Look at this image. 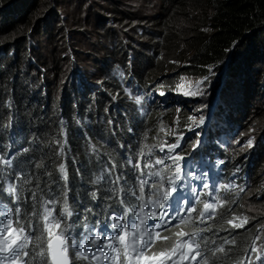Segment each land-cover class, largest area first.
<instances>
[{
  "label": "trees",
  "instance_id": "trees-1",
  "mask_svg": "<svg viewBox=\"0 0 264 264\" xmlns=\"http://www.w3.org/2000/svg\"><path fill=\"white\" fill-rule=\"evenodd\" d=\"M109 1L97 4L93 0L86 9L90 17L95 16L90 26L96 27L95 32L106 30L113 43L99 46L105 51V56L101 60L94 58L96 71L90 75L82 72L79 61L83 53L73 43L78 39L77 33L81 34L76 29L83 22L76 18L71 23L61 10L62 0H0V152L6 150L10 137L16 135L14 146H23L18 149L20 173L31 181L24 185V197H29L31 191L39 194L41 189L45 197H62L63 181L60 180L58 166L64 163L70 189L69 204L74 212L80 210L81 203L94 208L95 202H90L87 196L94 188L101 189L100 197L111 192V189L108 191L90 183L106 164L116 165V173L125 175L126 183L122 180L120 185H134L125 156L138 154L139 146H153L161 129L163 126L168 128L175 113L174 106L163 108L157 103L154 116L138 120L134 106L125 98V93L111 74L113 64L125 62L130 51L135 54V59L134 67L129 70L148 92L158 89L168 94L177 87V77L171 79V75H159L180 50L188 54L185 61H190L182 76L186 77L188 72L190 79L211 76L210 67L216 73L205 96L180 100L182 123L187 121L195 106L210 107L215 96L221 102L216 108L221 125L231 119L235 110L241 114L244 111L243 118L248 117V123L257 110L259 113L264 111V94L256 105L250 101L258 100L247 92L250 86L264 92V0H163L153 28L144 26L147 18H137L128 10L111 12L105 9ZM82 7L80 5L79 9ZM193 11L198 13V18L195 24L190 25V19L196 17ZM112 14L124 18V22L122 20L118 24L119 31L115 27H106ZM138 28L142 29L141 33ZM82 35L90 37L94 32L83 31ZM43 37L56 46L51 62L39 51ZM60 42H63L61 46ZM132 42L139 45L140 50H135ZM160 42H164L162 47ZM234 42H239L238 47H234ZM159 50H168L170 57L160 60ZM88 77L93 79L91 84L86 83ZM112 96H117L115 102H110ZM105 108H109L108 113H105ZM109 118L113 119V124L107 123ZM253 121H256L253 126L256 133L264 130V113L256 114ZM263 138L264 135L257 139ZM61 144L65 154L57 156ZM89 144H94L98 152H91ZM24 148L29 151L24 153ZM251 152L250 149L235 147L228 164L245 168L251 161ZM259 156L262 159L256 162L253 188L247 190L238 202L235 194L229 191L227 201L232 204L230 208L222 210L213 222L203 227L209 264H234L258 225L264 223V212L246 217L248 223L242 229H233L227 223L232 216L240 218L246 215L253 202H262L259 209L264 211L263 150ZM123 168H126L125 172ZM97 201L100 207L95 209L101 213L107 204L113 202L106 199ZM219 248L224 251H217Z\"/></svg>",
  "mask_w": 264,
  "mask_h": 264
},
{
  "label": "snow or ice",
  "instance_id": "snow-or-ice-1",
  "mask_svg": "<svg viewBox=\"0 0 264 264\" xmlns=\"http://www.w3.org/2000/svg\"><path fill=\"white\" fill-rule=\"evenodd\" d=\"M238 45L239 42H234V47ZM209 72L211 76L196 81V90L178 94L185 97L205 96L211 86L212 77L216 75L211 67ZM117 75L123 78L124 71H119ZM124 92L137 106L145 102L144 96L133 95L128 88H125ZM159 96L165 97L166 92H159ZM116 100L117 96H112L110 102ZM206 107L207 105L204 106ZM194 111L199 115L190 116L191 123L187 126V130L195 132L197 137L192 145V152H183L181 141L185 137L180 133L175 143L158 146L164 157L157 158L154 162L146 160V157L153 155L152 149L144 151L146 146H139L135 162L132 155L125 156L129 174L133 175L138 188V192L131 190L128 193L137 201L135 205L129 206L128 195H120L125 191L120 188V182L123 180L126 183V180L123 173H116V165L104 168L100 175L91 179L92 185H101L102 181L110 186L115 185L104 197L98 196L101 191L99 187L87 193L90 202H96L98 199L113 201L107 204L103 213L83 203L79 205L78 212L73 211L69 204L70 189L64 163L58 166L60 180L63 181L62 197L45 198L42 189L39 194L37 191H31L29 197H24V185L30 184L31 181L24 178L22 173L14 171L10 155L8 158L0 156V264H76L81 261L85 264H184L185 261L188 264H208L207 260H198L202 257L201 245H206L207 241L200 236L198 242L199 232L195 230L191 235L183 231L176 232L178 239L171 247L158 252L152 251L157 240L169 239L168 236H162L161 231L171 225L173 220H178L180 224L186 223L195 211L193 204L199 200V193L191 188V180L200 181L204 189L209 188V184L205 182L207 173L199 171V168L204 166V161L202 158L198 159L194 153H197L203 143L202 136L210 123L211 114L202 109ZM108 112L109 108H105V113ZM113 122L112 118L107 120L108 124ZM128 131L131 132L132 129L129 128ZM252 144L253 141L249 139L247 146L251 147ZM128 147L132 148L131 145ZM89 149L93 153L98 152L94 144H89ZM22 151L27 153L29 149L24 148ZM64 154L65 148L61 144L57 156ZM141 160H145L143 167ZM15 167L19 165L16 164ZM10 177H14L16 182H9ZM36 187L39 188V185ZM211 190L215 191V186H212ZM185 191L193 194V201L182 195ZM113 196L116 197L115 200ZM5 199L10 200L11 207L4 202ZM96 207L99 208L100 205L96 204ZM203 207L201 216L207 214L210 209L211 215H215L212 203H206ZM181 213H186V216H181ZM101 216L105 218L102 219ZM236 219L233 216V219L227 222L233 229L243 228L248 223L246 217L243 223H235ZM149 221L152 223L149 224ZM77 228H80L79 238ZM183 237L188 239H180ZM217 251L223 252L224 249L219 248ZM251 251L257 253L256 262L249 259L248 264H257L262 260L261 250L252 248Z\"/></svg>",
  "mask_w": 264,
  "mask_h": 264
},
{
  "label": "clouds",
  "instance_id": "clouds-1",
  "mask_svg": "<svg viewBox=\"0 0 264 264\" xmlns=\"http://www.w3.org/2000/svg\"><path fill=\"white\" fill-rule=\"evenodd\" d=\"M103 1L104 0H101V1L96 0L95 3L100 4ZM138 1H140V0H138ZM138 1H135V0H110L109 3L104 8L110 10L111 12H115L117 10H128L131 13L133 12L136 15L135 17H137V18H144L145 17L148 19L147 21L143 22L145 27L153 28L154 22L160 13L158 15H154V17L145 15V14H150V12L144 13L141 16H137L138 11L139 10L142 11V9H143V6H142L143 2L140 3L137 8H135V6L133 5L134 2H138ZM153 6H154V2L153 3L149 2L147 5V10H150ZM121 21L124 22V18L121 17V15H117V14L109 15L108 24L106 27L109 29L115 27V30L119 31L118 30V24H121ZM139 29L140 28H138L137 31H139L141 33L142 29L141 30H139ZM124 38H125V36H124ZM125 40L127 42L130 41L129 39H125ZM142 42H144V40ZM160 43H161V47H162L164 42H160ZM133 46H134L135 50L137 48H139V50H140L139 45H137L136 43L135 44L133 43ZM156 50H158V49L156 48ZM94 51L97 52V49ZM162 51L159 50V56L162 55ZM140 52H143V50H141ZM91 54L96 56L94 58H97L96 54H93V53H91ZM134 59H135V54L132 51H130V53L128 55V59L125 62L116 61L113 64L111 74H112L114 80L119 84V87L123 93H124L125 88L131 89L133 92H135V94L137 93V91H140L139 94H142V96H144V97L147 96L148 98H150L149 100L152 101V105L149 106V108L147 109L146 115H144L142 118H140L138 120L141 121V120H145L149 116H154V112L157 111L154 109V106L157 103H160L163 108H169L170 106L176 107L177 104H176V100H175L174 93H173L174 91L177 92L175 88L173 90H171V92L166 94L165 97L159 96V92H161V90L153 89V90L148 92L145 90V88H142L141 82L137 81V79L135 78V75L133 73H131V71L129 70V68L134 67L133 66ZM97 60H100V59H97ZM129 62H130V66H129ZM121 70L124 71L123 78H121L117 75V73ZM95 71H93V72L95 73ZM87 73L90 75L94 74V73H90V72H86V74ZM89 77H91V76H89ZM89 77L86 78L87 84H91V81L93 80L91 78H95V77H91V78H89ZM196 77H197L196 79L198 80L199 79L198 77H201V76H196ZM125 98L134 106L135 113L137 115V111H136L137 109H136L135 104L132 103L133 101L130 100L127 95H125ZM170 100H172V101H170ZM219 103H221L219 97L215 96L212 103H210V107L204 108V106H202V107L201 106H195L193 109V110L202 109V111L204 110L205 113L208 112L211 114L210 123L204 129V135L202 136L203 143H202L201 148H200L201 150L198 149L197 153H194V155H197L200 152H203L204 157L205 156L210 157L208 154H209V152H211V154H215L217 157H219L218 159H216L217 161L212 159L211 157H210V159H212V161L214 162V164H213L214 168L216 166L217 167L220 166L222 168L221 169V171H222L221 176L222 177L228 178V177H232V176L233 177L234 176H240V180H238L236 182L235 188H232L233 193L235 194V196L237 198V202H238L240 199H242L244 193L247 190L252 189L254 186V179L255 178L253 177V173L255 174L256 162H258V161H256L257 159L255 158V156L256 155L259 156V153L262 150V149H260V141L264 142V138L258 142V140H257L258 137H254V135L252 134L253 137L249 136L248 138H243L241 143H240L239 135L242 131V124H243L242 122L243 121L239 117L242 116V114H240V112L238 110H235L233 112V116L231 117V119L226 120L225 123H223L221 125V123L218 121L219 111L216 110ZM181 109H182V107H180V109H179L180 111L176 113V115H177L176 117H174V115L172 116V119H171V122H170V125L168 126V128L163 126V130L170 129V128H172V122H173L174 131H172L171 134L167 135V137L169 138V140L172 141V143L176 142V137H177V136H173V135L176 133H180V132H182V133H184L190 137L193 136V138L195 137L194 139H197V137L195 136V132L192 131L190 134H188L186 131H181L182 128L185 127V125L191 123L189 118L187 119V121L185 123H182V119H181L182 118V110ZM214 111H216V113ZM174 112H175V108H174ZM193 115L198 116L199 114L197 112L193 111L188 117L193 116ZM209 128H210V131H208ZM163 130H162V132H163ZM196 131H200V129L196 130ZM162 132H160L159 136L161 135ZM159 136H158L155 144H160L161 142H163V144L168 143V141L161 139ZM23 138L24 137L22 136V139ZM186 139H188V137H186ZM249 139H251L253 141V144L251 147L247 146V141ZM16 140H17L16 135H13L12 137H10L8 147L6 148V150L4 152H0V156H4L6 158L11 153H13L15 155V151H16L17 163H19L20 160L18 159V149L23 148V146H20V147L19 146L16 147V145L14 146V143H16ZM194 141H196V140H194ZM194 143L195 142H193V144ZM207 143H209V144L207 145ZM193 144H191V145H188V143L183 144V145H185L183 148L184 149L183 152L184 153L192 152V145ZM235 147L246 148V149H250L252 151L250 154L251 161H250V163H248L245 166V168H240L237 164L236 165L232 164V163L228 164V162L230 161V159H229L230 156L231 155L233 156V154L235 152ZM258 149H260V150H258ZM138 153H139V151H138ZM136 156H138V154H136ZM259 157L262 159L261 156H259ZM245 178L248 182V185L246 188H243L242 185H243V180ZM99 186L103 187L102 185H99ZM262 187L264 188V181L262 183ZM241 189H243V191H241ZM23 196H24V194H23ZM53 196H57V195H53ZM45 198H48V197H45ZM231 205L232 204L228 203L227 198H226V204L223 206V208L220 210V212L222 210H224L225 208H227V209L230 208ZM251 205L248 206L249 212L246 215L241 216L240 218L235 216L237 218L234 221L235 223H243L244 217L250 218V215L253 216L256 214V212L259 211L256 208L255 204L253 206H251ZM251 208H254V210H251ZM220 212H219V214H220ZM232 219H233V216L229 218V220H232ZM261 222L263 223V221H261ZM244 227H245V225H244ZM240 229H242V228H240ZM257 237H259V239H257ZM207 244H206V246H207ZM252 248H257V249L261 250L260 254L262 256V260L260 262H257V264H264V223L258 225L256 232L249 239L247 247L245 248L244 252H242V254L236 259L234 264H248L249 259L256 262L257 253H253L251 251ZM207 254H208V252H207ZM208 259L209 258L207 255V258L205 260H207V262H208ZM208 264H209V262H208Z\"/></svg>",
  "mask_w": 264,
  "mask_h": 264
},
{
  "label": "rangeland",
  "instance_id": "rangeland-1",
  "mask_svg": "<svg viewBox=\"0 0 264 264\" xmlns=\"http://www.w3.org/2000/svg\"><path fill=\"white\" fill-rule=\"evenodd\" d=\"M31 1H35V0H31ZM92 1L93 0H62V9H61L63 13L68 15L71 23H73L76 18L83 22V24H79V27H77V29H76V30H79L81 32V34L77 33L76 36L78 37V39L74 40L73 43H75V46L77 47V49L79 51H81V53H83V55L81 57V61H79L82 72H90V73H94L93 71L96 70L94 68V63H95L94 57H96V56L92 55L91 53L96 54L97 59L101 60L105 56V51L103 49H99V46L101 44H105V45L106 44L107 45L113 44L112 41L109 39V36H108L106 30L100 29V31L95 32L94 28H96V27L94 25L90 26V23L92 24L94 22L95 16L92 15L90 17L89 16L90 14L86 9ZM99 1H101V0H99ZM135 1H138V0H135ZM149 2H152V3L154 2V6L150 10H147V5ZM162 2H163V0H140L138 2H134L133 5L135 6V8H137L138 5L140 3H142L143 9H142V11L141 10L138 11L137 16H141L144 13L150 12V14H145V15L154 17V15H158L160 13ZM80 5H82L83 7L79 9ZM96 7L99 10H101L100 6H96ZM41 8H43L42 5H41ZM193 13L198 18V13L196 11H193ZM196 17L195 18L192 17V19H190V25H193L197 22ZM122 29H124V27H122ZM83 31H86L89 34H91V32H94V35H91L90 37L86 35L84 37L82 35ZM70 32H71V30H70ZM45 35L47 36V33L44 34V36ZM122 36H124V35H122ZM72 37H73V35H72ZM39 43H41V46L39 49L40 53L42 54V56L44 58H46V60L48 62H51L52 58L55 55V48H56L55 44L50 42V40H48L47 37L46 38L43 37ZM62 43L63 42H60L59 45L61 46ZM95 44H97V45H95ZM96 49H97V52L94 51ZM181 51H183V50H180V52H178V54L172 58L173 60L171 61V63L168 66H165V70L162 71V73L159 75L160 77L171 75V76H169V78L171 77V79L177 77L176 82H175V85H177V87L175 88L177 92H175V91L173 92L175 100H176V104H177L176 107H174L175 108L174 117H176L177 116L176 113L180 111V110L177 111V109H180V107H181L180 100L182 98H186V99L192 98V97H185L182 94H178V93L195 90L197 87L196 81L202 79V77H198L199 78L198 80L196 79L197 77L190 79V75H191L190 72H188L186 74V77L182 76V73L186 70L185 68H188L187 65L189 64V62L185 61L186 56H188V54L181 53ZM167 52H168V50L162 51V55H161L160 60L170 57L171 54H169ZM183 54H184V56H183ZM158 62H160V61H158ZM159 71H161V70H159ZM221 80H222V78H221ZM189 82H191V83H189ZM247 92H250L251 96L254 97L256 100H258V101H252V102L250 101L251 104H256V105L259 104V102L261 101L260 100L261 96L264 94V92L262 90L253 89V86H250V89H248ZM259 111L260 110L256 111L257 115L264 113V111H262L261 113H259ZM240 114H241V112H240ZM245 114L243 111L242 116L239 117L243 121L242 122L243 124L241 123L242 124V131L239 135L240 143H241L243 138H248L249 136L253 137V135H254V137H261L264 135V130L263 131L260 130L259 133H256V130L253 129V126L256 123V121H253V120H256V114L250 120L249 123H248V117L246 119L243 118V115H245ZM173 128H174V126H173V122H172V128L163 130V132L159 136L161 139L168 141V144H171L172 142L169 140L167 135L171 134V132L174 131ZM186 129H187V127H186ZM196 130H199V129H196ZM191 132H188V133H191ZM192 138H193V136H192ZM260 149H262L264 151V142H262V141H260ZM260 149H258V150H260ZM255 158L257 159L256 161H259L261 159L258 155H256ZM254 204L256 205V208L259 210L258 212H256V214H261L264 212L261 209H259V208H261L259 206L262 205V202L261 203H256V202L252 203L251 206H253ZM251 210H254V208H251Z\"/></svg>",
  "mask_w": 264,
  "mask_h": 264
},
{
  "label": "bare ground",
  "instance_id": "bare-ground-1",
  "mask_svg": "<svg viewBox=\"0 0 264 264\" xmlns=\"http://www.w3.org/2000/svg\"><path fill=\"white\" fill-rule=\"evenodd\" d=\"M193 15H194V13H193ZM197 18V17H196ZM199 30V29H198ZM209 31V30H208ZM197 32V31H196ZM207 32V31H206ZM200 33H201V30H200ZM212 33V32H211ZM213 35V34H212ZM197 37V36H196ZM208 42V41H207ZM185 43V42H184ZM205 44V43H204ZM180 45V44H179ZM194 46V45H193ZM218 46V45H217ZM175 47V46H174ZM180 47V46H179ZM206 48V47H205ZM207 49V48H206ZM172 50V49H171ZM206 51V50H205ZM205 53V52H204ZM195 54V53H194ZM197 54V53H196ZM211 54V53H210ZM183 56H184V54H183ZM206 56V55H205ZM202 58L204 57V56H201ZM195 58V57H194ZM172 59V58H171ZM208 60V59H207ZM200 61V60H199ZM203 62H205L204 60H202ZM190 62V61H189ZM193 63V62H192ZM200 63H201V61H200ZM194 64V63H193ZM198 64V63H197ZM196 64V65H197ZM202 64V63H201ZM196 67V66H195ZM201 67V66H200ZM197 72V71H196ZM195 72V73H196ZM197 74H199V73H197ZM195 75V74H194ZM202 75V74H201ZM38 94V93H37ZM27 95V94H26ZM36 95V94H35ZM28 96V95H27ZM32 96H34V95H32ZM35 97H37V96H35ZM39 97H40V95H39ZM38 97V98H39ZM37 98V99H38ZM33 99H35V98H33ZM40 100V99H39ZM26 101H28V100H26ZM49 103V102H48ZM50 104V103H49ZM35 105V104H34ZM39 106V105H38ZM31 108H33V107H31ZM34 108H36V107H34ZM42 108V107H41ZM38 109V108H37ZM39 110V109H38ZM46 110V109H45ZM47 111H49V110H47ZM40 112H42V111H40ZM78 113V112H77ZM114 113V112H113ZM208 113V112H207ZM79 114V113H78ZM48 115V114H47ZM49 117V116H48ZM47 119V118H46ZM10 120V119H9ZM43 122V121H42ZM10 123V122H9ZM42 125V124H41ZM11 126V125H10ZM16 126V125H15ZM37 127V126H36ZM116 127V126H115ZM18 131V130H17ZM19 135V134H18ZM97 135V134H96ZM96 135H95V137H96ZM103 135V134H102ZM106 136V135H105ZM20 137V136H19ZM100 137V136H99ZM8 140V139H7ZM189 140H192V136L191 137H189V139H187V141H189ZM171 141V140H170ZM17 142V141H16ZM116 142V141H115ZM172 142V141H171ZM172 144V143H171ZM9 145V144H8ZM111 145V144H110ZM115 146V145H114ZM4 147V146H3ZM21 167V166H20ZM95 169V168H94ZM126 169V168H125ZM32 178V177H31ZM127 179V178H126ZM32 188V187H31ZM229 191H230V193H232V194H234L233 193V190H232V187H230L229 188ZM30 195V194H29ZM244 210H246V209H244ZM253 221V220H252Z\"/></svg>",
  "mask_w": 264,
  "mask_h": 264
}]
</instances>
